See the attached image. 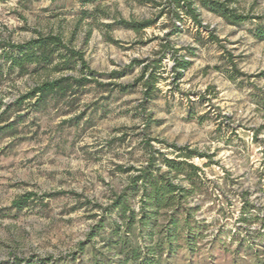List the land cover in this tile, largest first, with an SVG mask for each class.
Returning a JSON list of instances; mask_svg holds the SVG:
<instances>
[{
    "label": "rangeland",
    "instance_id": "1",
    "mask_svg": "<svg viewBox=\"0 0 264 264\" xmlns=\"http://www.w3.org/2000/svg\"><path fill=\"white\" fill-rule=\"evenodd\" d=\"M155 4L0 0V45L58 35L83 52L106 85L134 84L136 65L119 80L109 75L134 59L147 64L159 58L156 53L166 39L193 53L180 52L191 65L178 81L172 80V60L163 61L159 92L145 111L143 87L119 94L95 85L82 91L71 112L67 102H52L41 114H32L28 106L10 111L15 128L0 136V264H94L95 253L100 264H122L127 252L119 251L111 227L123 220L100 208L110 205L136 173L125 170L146 163L148 140L168 158L176 156L171 145L211 157L192 161L204 171L201 193L188 199L199 226L191 231L194 244L189 249L174 246L161 264H264V40L258 37L264 28V0L227 3L236 13L261 20L232 26L200 8L203 28L184 17L170 38L165 37L171 30L167 17L140 33L112 26L120 20L154 19L161 10ZM0 63L5 66L0 73L2 104L62 75L42 71L20 77ZM65 73L79 75L78 70ZM29 193L36 196L27 207L11 209ZM139 201L135 197L130 202L136 213ZM164 221L158 217L159 224ZM145 239L143 244L153 249L156 237Z\"/></svg>",
    "mask_w": 264,
    "mask_h": 264
},
{
    "label": "trees",
    "instance_id": "2",
    "mask_svg": "<svg viewBox=\"0 0 264 264\" xmlns=\"http://www.w3.org/2000/svg\"><path fill=\"white\" fill-rule=\"evenodd\" d=\"M95 1L97 0H91V2ZM149 1L155 4L153 0ZM228 2L229 0H166L163 3L155 4L161 10L154 19L120 20L112 26L140 33L155 26L161 18L167 17L171 30L165 37L170 38L179 32L177 22L182 21L184 17L203 28L199 20L200 8L218 15L232 26L261 20L259 17L253 18L236 13L228 6ZM258 37L264 40V28H259ZM161 45V50L156 53L159 58L147 64L145 60L134 59L121 71H113L109 75L111 79L119 80L131 73L136 65L139 68V76L131 85L118 83L106 85L100 82L94 71L89 68L83 52L70 47L58 35H39L23 44L0 45V60H3L6 65L8 64V71L16 70L20 77L27 74L36 75L42 71L50 74H62L57 78L46 79L38 83L10 105L0 103V136L10 134L15 128V123L8 117L13 109L19 111L28 106L32 114H41L52 102H67L68 110L71 112L70 109L74 106L79 95L91 85L103 89L111 87L109 93L117 92L119 94L128 93L139 86L143 87L142 109L145 111L146 105L159 92L157 86L166 71L163 61L167 58L172 60L173 65L170 68V73L174 81L180 80L191 65L184 56L180 55V52L186 50L190 56H193L192 49H176L168 39ZM4 68L5 66L0 63L1 74ZM73 70H78L79 75L72 76L65 73ZM237 75L244 76L239 72ZM230 78L234 80L235 76ZM69 112H65V115ZM79 119L76 118V120ZM67 122L72 121L63 123ZM145 147L149 155L146 163L139 169L125 170L136 173L129 177L128 185L121 193L114 195L110 205L105 209L100 208L101 212L106 215L117 212L123 220L121 226L116 222L111 227V238H116L114 242L120 246L119 251L126 250L125 252H127L122 264H161L165 253L173 254L174 246L179 249H189L193 246V238L196 234H192L191 231L199 229V226L193 221L195 209L189 206L188 199L194 194L201 193L204 171L192 161L196 158L210 159L211 157L188 147L171 145L170 148L174 150L176 156L168 158L160 150L153 148L150 140L147 141ZM207 166L205 165V167ZM163 167L164 171H162ZM175 180H178V183ZM179 181L187 182L188 186L181 185ZM35 196L29 193L21 197L12 204L11 209L21 210L27 207L29 200ZM53 196L46 195V197ZM135 197H139L140 200L137 213L130 207V202ZM161 215L165 219L163 224L158 223V217ZM102 216L101 218L104 217ZM121 227L123 228L122 235H120ZM172 229L177 232H172ZM153 237H156L155 246L152 247L153 249H148L146 243L143 244V242L146 240L145 238L153 240ZM178 241L180 243H177ZM93 260L94 264H100L96 253Z\"/></svg>",
    "mask_w": 264,
    "mask_h": 264
}]
</instances>
